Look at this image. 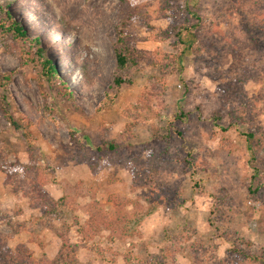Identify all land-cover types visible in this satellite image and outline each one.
<instances>
[{"label":"rangeland","instance_id":"1","mask_svg":"<svg viewBox=\"0 0 264 264\" xmlns=\"http://www.w3.org/2000/svg\"><path fill=\"white\" fill-rule=\"evenodd\" d=\"M130 2L139 60L114 88L118 0H1L73 100L0 33L18 125L0 111V241L34 260L73 244L67 264H264V0ZM190 10L199 38L179 72Z\"/></svg>","mask_w":264,"mask_h":264},{"label":"trees","instance_id":"2","mask_svg":"<svg viewBox=\"0 0 264 264\" xmlns=\"http://www.w3.org/2000/svg\"><path fill=\"white\" fill-rule=\"evenodd\" d=\"M200 0H188V7L190 4H197ZM118 14L119 20L116 24V35L112 43L113 51L115 55V70L111 79V84L114 88H119L125 85H130L132 83L134 68L138 65L139 53L131 45L128 36L126 34V28L129 25L131 19L137 14L136 5L131 3L130 0H118ZM190 13L194 16L195 21L191 24L179 25L175 32L176 37V55L173 60V64L178 71H182V62L186 53H188L193 44L199 38L200 31V20L196 17V11H191ZM0 33L4 36H10L13 41L16 42L18 49L21 53L20 63L21 64H37L40 69V75L48 81L53 87L58 86L60 95L68 102L72 101V95L63 87L64 82L58 78L57 72L54 69V64L46 57L43 48L41 47V42L39 37L28 38L25 29L21 24L11 16L7 6L1 3L0 0ZM1 83V82H0ZM58 83V84H57ZM0 111L2 112L4 118L10 122L13 126L18 127L17 123L14 121L9 104L6 99L5 94L0 93ZM200 111H198L197 115ZM184 115V113H182ZM183 115H178L176 119L181 118ZM218 115V113L214 114ZM198 118V117H197ZM177 130V129H176ZM178 135H181L179 131H176ZM171 132L168 131L166 135H170ZM245 140L248 143H254L259 141L260 137L255 135L254 132H245ZM166 138V137H164ZM113 148V145H109ZM255 147V146H253ZM100 148V147H98ZM254 150H252L253 152ZM253 154V153H252ZM186 167H189L190 161L188 159L184 160ZM252 180H255V176H251ZM258 185L250 184L248 186L249 193L254 195L257 194ZM101 224L100 220L93 217L92 223L86 226H81V232L87 233L88 229L92 232L95 231V226ZM96 226V227H97ZM65 244V242H64ZM58 251L59 254L53 260H34L31 254L24 248L17 246L15 249H11L5 245V243L0 241V264H67L69 255L72 251L76 250V246L73 244L63 245ZM64 258V259H63ZM264 259V258H263ZM131 262V260H129Z\"/></svg>","mask_w":264,"mask_h":264}]
</instances>
